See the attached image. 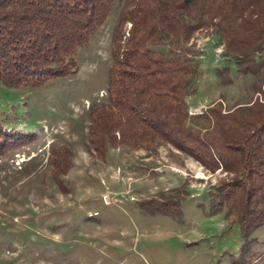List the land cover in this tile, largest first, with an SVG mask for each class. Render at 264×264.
<instances>
[{
  "label": "rangeland",
  "instance_id": "rangeland-1",
  "mask_svg": "<svg viewBox=\"0 0 264 264\" xmlns=\"http://www.w3.org/2000/svg\"><path fill=\"white\" fill-rule=\"evenodd\" d=\"M121 7L114 0L78 48L74 73L35 86L0 79V264H239L246 238L225 206L214 210L207 192L230 172L206 168L162 140L153 148L108 146L103 157L89 146L90 107L108 99L111 34ZM189 44L199 68L186 96L190 111L259 96L211 29L195 32ZM224 64L231 83L218 76ZM53 147L68 149L66 171L52 161ZM151 198L179 199V212L151 210ZM251 236L242 259L264 264V224Z\"/></svg>",
  "mask_w": 264,
  "mask_h": 264
},
{
  "label": "trees",
  "instance_id": "trees-1",
  "mask_svg": "<svg viewBox=\"0 0 264 264\" xmlns=\"http://www.w3.org/2000/svg\"><path fill=\"white\" fill-rule=\"evenodd\" d=\"M113 3L0 0L1 81L35 86L74 73L78 48L104 23ZM201 29L222 41L223 56L238 73L252 76L248 87L259 96L228 108L217 100L189 110L186 96L199 72L189 41ZM111 58L108 99L90 107L89 146L103 157L108 146L153 148L162 140L206 168L230 172L207 192L214 210L225 206L238 223L246 238L238 263H248L242 258L251 232L264 224V0H122ZM225 70L228 64L218 68L221 81L233 82ZM65 151L53 147L52 161L56 157L55 165L66 171ZM148 202L154 211L179 212V199Z\"/></svg>",
  "mask_w": 264,
  "mask_h": 264
},
{
  "label": "built area",
  "instance_id": "built-area-1",
  "mask_svg": "<svg viewBox=\"0 0 264 264\" xmlns=\"http://www.w3.org/2000/svg\"><path fill=\"white\" fill-rule=\"evenodd\" d=\"M102 200L105 202V203H109L110 202V195L108 192H103L102 193ZM95 213V212H94Z\"/></svg>",
  "mask_w": 264,
  "mask_h": 264
}]
</instances>
